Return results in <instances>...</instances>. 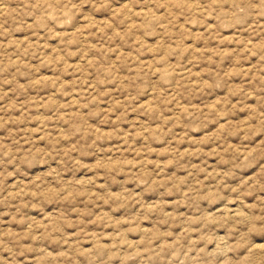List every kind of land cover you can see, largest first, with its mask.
Listing matches in <instances>:
<instances>
[{
	"label": "rangeland",
	"instance_id": "1",
	"mask_svg": "<svg viewBox=\"0 0 264 264\" xmlns=\"http://www.w3.org/2000/svg\"><path fill=\"white\" fill-rule=\"evenodd\" d=\"M0 264H264V0H0Z\"/></svg>",
	"mask_w": 264,
	"mask_h": 264
},
{
	"label": "bare ground",
	"instance_id": "2",
	"mask_svg": "<svg viewBox=\"0 0 264 264\" xmlns=\"http://www.w3.org/2000/svg\"><path fill=\"white\" fill-rule=\"evenodd\" d=\"M236 209L238 210V208H236ZM236 209L234 208V210H233V211H235V212H236V211H237ZM229 211H230V209H229ZM229 211H227V212H229ZM239 212H240V211H239ZM240 213H241V212H240ZM240 213H239V214H240ZM237 214H238V213H237Z\"/></svg>",
	"mask_w": 264,
	"mask_h": 264
}]
</instances>
